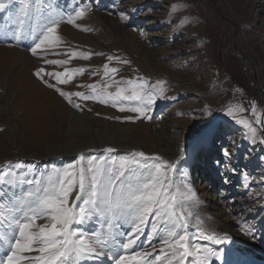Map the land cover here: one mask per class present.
I'll use <instances>...</instances> for the list:
<instances>
[{
    "label": "rangeland",
    "instance_id": "1",
    "mask_svg": "<svg viewBox=\"0 0 264 264\" xmlns=\"http://www.w3.org/2000/svg\"><path fill=\"white\" fill-rule=\"evenodd\" d=\"M0 2L5 4L0 10V162L29 156L43 159L41 164L17 159L0 165L4 175L0 235L18 234L15 218L21 213L15 208L27 198V191L35 190L27 180L46 181L54 169L70 164L78 168L77 162L87 166L94 158L116 161V168L122 159L143 162L138 156L143 152L150 165H175L168 172L170 191L183 201L178 212L187 218L190 234L199 228L226 236L214 245L229 244L234 257L264 263V131L256 123L258 108L264 104V0H28L27 9L21 0ZM84 9L77 18L76 13ZM70 18L74 23H68ZM52 21L59 22L58 39L41 44L34 55L31 49ZM237 38L242 55L251 61L252 80L244 69L249 67L246 60L231 49ZM49 60L59 63H46ZM40 68L45 69L43 79L35 75ZM50 74H59L67 83ZM133 85H143L138 90L152 94L150 110L121 112L113 106L110 97ZM77 92L95 98L85 100L74 95ZM72 109L85 115L80 120L86 125L88 117L98 133L73 129ZM241 119L250 121L254 135L237 122ZM56 145H63L64 153H55ZM77 147L82 151L72 154ZM225 149L229 156L224 155ZM53 154L61 156L50 159ZM220 194L226 199L227 212L216 217ZM74 195L75 190L70 206ZM198 201L207 203L210 223L204 221L208 215L200 211ZM45 223L51 222L36 221ZM143 227L137 241L143 246L127 252L121 242H127L125 233L132 235L130 229L134 232L127 218L86 212L84 222L72 229H79L78 237L109 256L138 251L151 253L154 259L161 249L167 251L152 234L151 223ZM163 227L160 224L158 231ZM104 240V247L96 243ZM9 251L7 241L0 244V258ZM76 263L114 261L86 253Z\"/></svg>",
    "mask_w": 264,
    "mask_h": 264
},
{
    "label": "snow or ice",
    "instance_id": "2",
    "mask_svg": "<svg viewBox=\"0 0 264 264\" xmlns=\"http://www.w3.org/2000/svg\"><path fill=\"white\" fill-rule=\"evenodd\" d=\"M24 9L28 8V0H21ZM5 9V4L0 2V10ZM86 9L76 13L77 18L84 15ZM58 21H52V25L47 28V33L31 49L35 55L37 49L45 42L53 43L58 39L55 35ZM68 23H74L69 19ZM87 30V29H85ZM113 59V57H109ZM49 64L59 63L58 61H46ZM124 63H127L125 61ZM82 71V70H80ZM113 72L116 69H112ZM45 69L40 68L35 75L41 79V73ZM55 75L60 83H67V80H60L59 74ZM46 82V81H45ZM53 86L54 85H49ZM143 85H133L131 89L121 88L115 96L110 97L113 106L118 110L144 113L150 110L153 104L152 94H145L138 89ZM59 91V89H57ZM131 91V94H126ZM64 96V92H60ZM77 97L87 100L89 97L84 93H74ZM117 101H128L129 106L118 105ZM101 103L107 102L101 100ZM69 103L71 94L69 95ZM73 107L79 108L78 104ZM253 113H255V104H253ZM228 115H233V110H228ZM245 128H248L252 134L256 129L252 127L247 119L237 121ZM262 121L257 118L256 123ZM112 151V149H108ZM224 155L230 153L225 149ZM140 159H122L118 162V168L115 167L116 161H105L103 159H91L87 166L80 162L77 168L76 164H70L62 170L54 169L48 174L46 181L40 178L27 180L26 183L34 184V191H27L26 197L22 198L15 211L21 213L16 217L18 234L11 238L6 235H0V244L7 241L10 244V251L5 254V258H0V264H24L25 261H31V264H75L81 256L86 253L102 256L105 259L114 261V264H152L149 260L151 253H141L134 251L131 254L112 253L110 256L103 251L97 252L96 244L85 243L82 236H77L79 229L73 230V224H82L85 219V213L89 216L95 215H119L131 221L134 232L128 236L127 242H121L123 250L134 249L139 246L137 241L144 234V225L151 223L152 234L157 240L166 246L167 251L161 249V255L154 257L160 264H210V259L222 260L223 253L214 248L205 247L197 244L196 239L211 241L213 244H221L227 237H218L214 233L208 234L197 228L195 233L190 234L188 230L187 218L183 217L178 209H183L184 204L181 199L170 191L172 181L168 172L173 171L175 165L149 164L150 158L145 157L143 152L138 154ZM83 160V157L81 158ZM11 165V162H7ZM4 178L0 174V181ZM117 181L119 183L117 184ZM227 182V181H226ZM75 190V201L70 206L69 197ZM178 191V190H177ZM191 200V195L187 196ZM82 205V206H81ZM79 208L77 212L76 209ZM150 217L155 220L149 221ZM47 219L51 223L37 225L38 219ZM199 219V218H198ZM164 227L158 231V226ZM36 229V230H33ZM166 233V234H161ZM245 234H250L246 231ZM255 238V237H253ZM149 242H151L149 238ZM101 247L107 244V241H97ZM39 245L40 247H34ZM38 251L44 255L30 258L26 253ZM111 252V249H109Z\"/></svg>",
    "mask_w": 264,
    "mask_h": 264
},
{
    "label": "bare ground",
    "instance_id": "3",
    "mask_svg": "<svg viewBox=\"0 0 264 264\" xmlns=\"http://www.w3.org/2000/svg\"><path fill=\"white\" fill-rule=\"evenodd\" d=\"M236 41V42H235ZM231 49L235 52H237L238 54L241 55V58L242 59H245L246 62H247V65L249 67H246L244 68L245 69V72L248 76V78L250 80H252V72L250 71V64H251V61L249 58H247L246 56H243L242 55V52H241V46H240V40L237 38V40L235 39L234 40V44L231 45ZM256 86L257 88L260 90L261 88V84H260V87L259 85L257 84L256 82ZM261 104V103H260ZM72 112L74 114V119H75V122L72 124L71 123V127L74 129L77 127L78 131H81V132H84L89 130V131H92L94 133H98V130L94 127L93 124H91V120L87 117V120L89 122V124H85L83 121H81L80 119H83L84 117H81V116H85L84 114L81 115H78L79 113H77V111H75L74 109H72ZM73 116V115H72ZM260 118V120L262 121L259 125L261 126L262 130H264V104L261 105L259 108H258V112L256 114V121H257V118ZM93 123V122H92ZM78 124V125H77ZM77 125V126H76ZM82 134V133H81ZM74 144H70L68 145L67 148H69L70 150L73 149ZM55 147V146H54ZM78 148V147H77ZM76 148V149H77ZM56 149L59 151H54L55 153H61L63 151H60V150H64L63 148V145L62 146H57L56 145ZM82 151V147L78 148L74 153L72 154H77L79 152ZM73 152V151H72ZM64 153V152H63ZM219 199L217 201V207H216V213L214 214V216L218 217V215L220 213H226L227 212V203H226V199L224 200L222 197H224V194H220L219 195ZM198 204V208L200 209V211H202L203 213H206L208 215V218H204V221L208 220V222L210 223V218H211V214L209 215L208 212H205L206 211V207H207V203H204V201H198L197 202ZM202 214V213H201ZM213 218V217H212ZM205 221V222H206ZM205 224V223H203ZM195 243L197 244H200V245H203L205 247H210V248H214L216 250H219L223 253V259L222 260H215L214 258H211L210 259V264H264L262 261L260 260H257V259H254L253 260H249L247 259L245 256H238V257H234L233 253H232V250L229 248V244L226 245V247H216L211 241H205V240H202V241H194ZM228 252V253H226ZM151 258V256L149 257V259ZM152 259V258H151ZM152 264H160L159 261H155L154 259H152ZM161 260H163V258L161 257ZM252 261H255V262H252ZM141 264H143V262H141ZM187 264H190V260L187 262Z\"/></svg>",
    "mask_w": 264,
    "mask_h": 264
},
{
    "label": "water",
    "instance_id": "4",
    "mask_svg": "<svg viewBox=\"0 0 264 264\" xmlns=\"http://www.w3.org/2000/svg\"><path fill=\"white\" fill-rule=\"evenodd\" d=\"M262 129V128H261ZM263 133V132H262Z\"/></svg>",
    "mask_w": 264,
    "mask_h": 264
}]
</instances>
